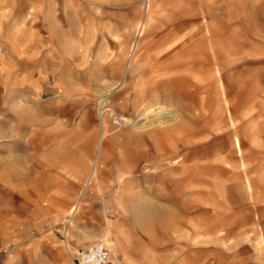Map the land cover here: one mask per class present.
I'll use <instances>...</instances> for the list:
<instances>
[{"label": "rangeland", "instance_id": "obj_1", "mask_svg": "<svg viewBox=\"0 0 264 264\" xmlns=\"http://www.w3.org/2000/svg\"><path fill=\"white\" fill-rule=\"evenodd\" d=\"M153 10L149 20L144 0H0V50L25 59L20 69L0 68V264H72L85 240L106 245L108 264H264V0H155ZM133 43L142 63L180 48L170 72L180 74L168 84L198 117L156 135L159 159L138 155L123 130L112 142L120 161L102 162L97 207L69 225L79 191L62 189L73 180L64 164L91 167L83 128L97 141L101 100L104 116L133 114L141 74L119 96L104 95ZM176 58L154 59L144 77ZM132 166L126 188L140 194L117 195L118 173ZM56 196L60 206L50 209L45 201ZM130 203L154 208L137 223Z\"/></svg>", "mask_w": 264, "mask_h": 264}, {"label": "crops", "instance_id": "obj_2", "mask_svg": "<svg viewBox=\"0 0 264 264\" xmlns=\"http://www.w3.org/2000/svg\"><path fill=\"white\" fill-rule=\"evenodd\" d=\"M154 2L155 0H144V4L146 7L147 14L150 12V15L148 16V19H151L152 13H154ZM146 25V20L142 22L139 26V31L137 33L138 37H141L144 34ZM178 27V26H177ZM176 27V28H177ZM188 42L194 43V36H188ZM162 44L170 42L169 38L167 36H161ZM177 40V38L175 39ZM174 40V41H175ZM173 42V41H171ZM137 44H132L130 48V53L126 59L125 65L123 67V71L121 73V78L116 82L115 86L111 89H109L107 92L112 91L109 96L114 95V97H117L120 95L119 93H115V90L125 85L126 81L133 77L134 75L141 74V77L139 78L142 80L141 83L137 85V90L134 94V98L132 101V107H133V114H121L118 115L115 113L114 110H110L109 113L104 116V130L103 127L99 121V133L97 141L95 140V134L96 132L90 133V127L85 126L83 130L87 133L86 135V144L88 146V151H91L93 149V158H92V164L91 167H82V161H76L73 160L72 162H66L65 169L68 171L70 176L72 177V183H68V181L63 183L61 181L62 189L69 188L72 195L76 193V191H79V197L77 202L72 206L70 210V216L71 218L68 220L69 225H73V220L79 219V215L82 214V211L90 210L92 208H96V200H93L94 196L97 195V193L102 192V188L100 186V181L103 179L104 172H103V161H120V156L122 153H119L116 148L113 147L112 142L116 141L120 137V133L124 130L128 133V144L131 145L134 149H138V155L140 156H147L149 155V158L155 157V158H162L164 155L160 152L159 145L156 140V135L159 133H162L170 128H178L182 127L184 120L192 119L195 117H198L196 114L195 108L193 105H189L188 103L184 102V99H187V95L184 96L181 94V92H178L176 89H174L172 86H170L168 83L167 76L175 77L179 75V72H173L174 68H178V55L180 53V48L178 46H175L174 48L164 49L157 54L149 55L146 57V62H141V58L139 55L136 54V46ZM194 47H191L190 51L188 50V56L185 57L184 62L187 64H193L194 63ZM23 52L16 51L10 47H4L2 50H0V68L2 70L5 69H20L21 64L25 62V59L21 56ZM177 57V58H176ZM176 58V62H170L167 63L166 71L162 74L153 75L151 77H144L143 72L147 65H149L154 59L160 60V61H167L168 59ZM118 65V69H120V65ZM153 69V68H152ZM151 69V70H152ZM133 71V72H132ZM188 75L187 73L183 76ZM167 81V82H165ZM150 82V83H149ZM114 89V90H113ZM128 89V87H127ZM127 89H123L122 91H127ZM161 89V90H160ZM104 95H106V93ZM127 93V92H126ZM162 105L165 107L172 108L175 113L178 115V119L172 123L168 124L162 127H147L144 129H138L137 127H134L132 125H121L117 126L114 123H110V116L118 117V118H124L129 120L130 122H135L140 115L144 112L148 106H157ZM109 119V120H108ZM115 128H119L118 132H113ZM96 141V142H95ZM101 141V142H100ZM234 153L239 158L238 161H241V166L239 165L238 173H242V166L243 161L241 158V141L238 136H235L234 142ZM141 148H143L141 150ZM154 153V154H153ZM133 154L126 155V159L128 161H134ZM229 154L230 151H229ZM232 155V154H231ZM180 153H176L175 157L172 158L173 160L178 158V161H180L181 164L187 162V156L182 157ZM233 158V157H232ZM138 161V160H137ZM136 169L134 170V167H131V171L129 170L127 174L124 173H118L119 177V183L120 188L116 192L117 195H123L125 193H133L134 196H137L140 194V191L135 189L134 187L126 188L127 184H132L133 180L135 179L136 175ZM84 175V176H83ZM128 175V176H126ZM143 176H148V174H144ZM86 177L84 180L83 178ZM83 181V185L80 190H78V185L80 182ZM59 193V192H58ZM59 195V194H58ZM62 197V196H61ZM61 197H47L46 201L49 208L51 207H58L60 206V201H62ZM44 201V200H43ZM32 202V201H31ZM30 202V203H31ZM50 208V209H51ZM128 208L133 214L134 221L137 223H141L142 219L144 218L145 214L149 215L152 208H154L150 204H135L130 203ZM78 214L77 217L76 214ZM74 226V225H73ZM94 240H85L82 241V244L77 245V252H81L84 249H86L89 245L92 244Z\"/></svg>", "mask_w": 264, "mask_h": 264}, {"label": "bare ground", "instance_id": "obj_3", "mask_svg": "<svg viewBox=\"0 0 264 264\" xmlns=\"http://www.w3.org/2000/svg\"><path fill=\"white\" fill-rule=\"evenodd\" d=\"M133 72V71H132ZM114 90V89H113ZM112 91H109L106 93V96H109ZM105 100H101L99 103V107L97 110H99V121L103 127L104 130V113L103 109L105 108ZM178 115L175 113V111L170 107H165L162 105L157 106H148L144 110V112L140 115V117L135 122H130L127 119L124 118H118L114 116H110L114 119V124L117 126L121 125H132L134 127H137L138 129H144L147 127H162L168 124L174 123L178 117ZM101 142V141H100Z\"/></svg>", "mask_w": 264, "mask_h": 264}, {"label": "built area", "instance_id": "obj_4", "mask_svg": "<svg viewBox=\"0 0 264 264\" xmlns=\"http://www.w3.org/2000/svg\"><path fill=\"white\" fill-rule=\"evenodd\" d=\"M109 252L103 242H95L79 252L72 264H108Z\"/></svg>", "mask_w": 264, "mask_h": 264}]
</instances>
